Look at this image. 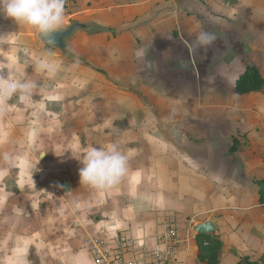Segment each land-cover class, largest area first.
<instances>
[{
    "label": "rangeland",
    "instance_id": "obj_1",
    "mask_svg": "<svg viewBox=\"0 0 264 264\" xmlns=\"http://www.w3.org/2000/svg\"><path fill=\"white\" fill-rule=\"evenodd\" d=\"M84 7L87 8V5ZM224 17L220 20L225 25L222 30H204L216 35L215 41L208 46L197 47L194 44L193 39L199 33L193 36L189 35V31L184 34L176 28L170 31L162 28L159 38L164 52L169 54L168 58L143 57L139 65H134L137 61L134 57L139 51L136 46L140 36L133 33L132 27L95 26L93 23L97 21L89 20V12L79 7L78 0L66 3V21L61 29L74 22L85 23L90 28L76 30L69 36L66 52L60 48H47L33 28L28 35L30 39L24 38L22 42L18 34L13 33L7 44L0 45V65L7 64L13 78L28 79L37 84L27 101L21 102L16 95L12 96L9 104L14 108L8 109L11 115L27 116L32 104L41 105L48 111L44 123H32L40 142L39 145L34 144L35 156L47 167L46 173L54 171L55 176L50 178L45 174L44 180L40 172L31 174L32 186L27 184L22 188L14 186L15 174H0L1 202L14 203L17 195L26 196L20 205L26 214L35 207L43 208L40 201L48 200L50 195L56 198L53 226L49 228L43 245L26 250L30 260H46L52 264L64 256L77 253L89 256L91 260L86 243L89 234L159 227L171 215L194 225L209 214L216 215V219L222 218L225 215L223 212L237 206L232 203L227 205L224 202L229 200L224 198L221 204L214 203L213 199L209 202V197L204 199L201 193L204 190H219V186L226 188L228 163L225 158L219 157L225 154L226 146H229L227 153L230 156L233 145L228 144L233 143L230 137L233 128L225 121L223 113L227 107L222 112L208 105L212 96L217 98L218 95L212 85L217 78L215 74L223 65L220 62L224 56L228 60L231 49L238 48L229 39L227 22L230 18L228 15ZM202 19L206 23H201L208 26L210 20L206 17ZM12 21L11 26L4 25ZM16 25L13 19L0 14V35H5L6 31L25 30ZM168 38L173 44L168 43ZM178 39L181 44L177 43ZM107 40L111 42L107 44ZM241 45L246 47L244 43ZM105 46L109 47L103 51ZM177 51L182 56L172 55ZM10 55L15 58L11 62L8 60ZM42 60L54 63L55 71L49 73L46 69H38L36 65ZM228 63L225 62L224 68ZM104 64L106 67H103ZM137 68H141L143 76L134 74ZM153 69L157 71L156 76L149 74ZM183 69H190V72L181 73ZM224 81L229 83L230 78ZM233 98L235 109L247 119L239 118L237 131L234 132L242 144L240 149L245 159L238 154L234 156V161L237 166L241 164L246 173L244 176L250 182L255 176H264V145L259 138L264 117L258 122L248 117L250 111L264 115V94L237 95ZM3 133H0L2 152L13 143L5 139L4 134L8 133ZM223 134L227 136L223 138ZM215 138L218 140L214 141ZM223 139L228 142L222 144ZM113 142L128 156L126 175L119 183L103 191L80 184L79 169L82 164L73 155L82 158L89 147L106 146ZM14 143L17 144L16 141ZM208 148L217 149V156L202 152ZM44 153L45 157H41ZM216 158L226 168L215 174L208 189L202 183L204 167ZM63 180H72L75 190L64 191ZM251 204L249 208L252 211L256 209L259 214L264 211V205L260 206L254 199ZM6 208L5 205L4 210ZM225 216L224 219L229 218ZM231 238L241 244L239 240L242 236L238 238L232 234L227 238L228 243ZM195 241L197 247L189 251L185 262L181 260L182 264L219 263L223 250L216 252L213 244L205 246L202 239ZM185 243L190 244L189 241ZM190 245L193 247L192 241ZM243 245L244 251L249 250L248 247L255 248L252 244ZM200 251L206 256L204 259L199 257ZM244 251L240 253L246 254ZM263 253L251 252L248 257L257 260Z\"/></svg>",
    "mask_w": 264,
    "mask_h": 264
},
{
    "label": "crops",
    "instance_id": "obj_2",
    "mask_svg": "<svg viewBox=\"0 0 264 264\" xmlns=\"http://www.w3.org/2000/svg\"><path fill=\"white\" fill-rule=\"evenodd\" d=\"M78 5L89 12V20L97 21V23H93L95 26L113 27L114 25H119L124 29L132 27L133 33L140 36V41L137 43L136 48H139V51L144 53L142 56L134 57V60H137L134 61V65H139V61L143 57L145 59L162 58L164 60L168 58L169 54L168 52H164L161 38H159L162 28H165V30L167 29L168 31L176 28L184 34H187L189 31L191 33L189 35L194 36L201 31L210 30V28L222 30V27L225 28V25H222L223 23L220 22V20L224 19V16H229L230 19L227 22L229 26V39L231 40V43L236 44V47L238 48L231 49V54L228 57V60L227 57L224 56L223 60L220 62V65L223 64L220 66L222 70L220 69L221 71H217L215 74L217 78L214 79L212 85L214 92H217L218 95H216L217 98L213 95L211 101L208 102V105H211L214 108H219L222 112L225 107H227V111H229V113H227V111L223 113L225 121L229 122L230 126L233 128V131L230 134L233 143H229L227 140L224 141L223 139L222 144L227 142L229 145L233 144L232 148H230L231 155L228 156L227 153V149L229 151V146L227 148V146L224 147L221 145L224 147L225 154H222L221 157H219L223 160L225 158L228 163L229 171L226 175V188L221 189V186H219V190L210 189L212 191L204 190V192L201 191V193L204 196V199L209 197V202L211 201L210 199H213L214 203L221 204V202H224V199H227L229 201L224 203H227V205L228 203H232L237 206H234L230 211H226V213L222 211L223 214L229 216L227 219H224L226 218L225 215H223L224 217L222 218L220 216L219 219H216V215L209 214L205 218L200 219V221L211 220L216 226V230L212 234L215 235L216 239L221 241L222 247L220 251L223 250L219 263L217 264H236L242 257L249 256L248 254L251 252L255 254H261V252H264V211L259 214L256 209L252 211L249 208L252 205L251 202L253 199L254 201H257L260 206L264 205V203L259 202V185L256 182V179L264 178V176H255L249 182L247 177L245 178L244 176L246 173H244L241 164L237 166L234 161V156L238 154L242 159H245L240 149L242 144L237 137H235L236 133L234 132L237 131L239 118L244 120L246 117L240 116L239 111L235 109L233 104L235 101L233 96L264 94L263 92L238 94L235 90L236 80L242 73H244L248 65L256 66L264 77V0H78ZM86 5L87 8L84 7ZM112 15L116 16L114 17ZM117 17H119L120 20H115ZM203 17L210 20L206 27L201 23L202 21L206 23V21L202 19ZM12 24L13 21L10 22V24L4 23L6 26H11ZM16 27L25 28V30L15 32L6 31L5 35L16 33L22 42H24V38L30 39L28 37L31 28L30 26L19 25L17 23ZM167 40L168 43L170 42L173 44V41H170L169 38ZM195 40L193 39V42ZM106 42L109 44L111 41L107 40ZM177 43L181 44L180 39H178ZM242 43L246 44V47H243L241 45ZM190 44H192V42ZM108 47L109 46H105L102 50L104 51ZM103 51H101V54L105 56ZM10 54L13 55V53ZM173 54L182 56L180 51L173 52L172 55ZM12 55L8 57L10 62L15 59ZM192 56H194V54ZM226 61H229V63L226 64L227 68H224ZM103 67H106V64H104ZM9 71L11 70L7 67V64L0 65V75L7 77ZM184 71L189 73L190 69H183L180 72L182 73ZM156 72L157 71L153 69L149 74L151 76H156ZM134 74L137 77L143 76L141 68H137ZM229 78V83H225L224 79H227L228 81ZM11 98L0 100V128L2 129L0 133H8H3L5 139L7 138L13 141L9 148L5 149L3 152L0 151V174H15L14 186L18 185L17 187H26L27 184L32 186L29 177L31 174L36 175L37 172H40L44 180L45 174L50 178H52V175L55 176L53 173V170L55 169L48 168V170L53 172L50 174L46 173L47 167L45 164L42 165L35 156L34 144L39 145L40 142H38L36 129H34L32 123H44L45 119L48 117V111L44 110L41 105L32 104L27 110V116L11 115L8 110L11 109V107L14 108L9 104ZM248 115V117L255 118L256 122L264 117L263 114L259 112L256 113V111H254V113L250 111ZM3 128L5 131H3ZM221 136L224 138L227 135L223 134ZM36 138L37 140L35 141ZM217 140L218 138L214 139V141ZM14 141H16L17 144H15ZM202 152L208 155L217 156L218 154V150L214 148L204 149ZM5 153L11 157L10 162L3 160V155ZM71 153H73V151L70 152V155H72ZM41 157H45V155L42 154ZM246 163H248V160ZM204 168L206 170L204 172L205 175L203 176L202 183L204 184V187L208 188V186L211 185L210 181L214 179L215 174L223 172L226 166L222 165L221 161L216 158L209 163V166ZM64 181L66 180H63L62 183ZM68 181L70 182L71 189L75 190L76 186L74 182L72 180ZM231 189H234V192H231ZM24 198H26V196L22 197L21 195H17L14 203L8 202V204H6V202H1L0 199V264H48L46 260H30L26 254V250L44 244V239L48 234V230L53 226L55 211L57 209L56 198L50 195L49 199L46 201L39 200L40 203L44 205L43 208L40 206L38 208L35 207L32 209L33 211L31 213L27 214L22 211L25 209L20 208V205H22V199ZM239 204H241V206ZM5 205L7 208L4 210ZM227 205H225V207H227ZM219 215H222V213H219ZM171 216L177 217L181 221L184 244L175 264H178L179 260L180 264H182L181 260L183 262L186 261L185 259L187 258L189 251L194 247H197L195 240L200 238L197 237L198 234L192 229L196 223L194 225L188 224L186 220L179 216ZM232 234L238 238H241L242 236V239L239 240L241 244L233 242L234 240L232 238L228 243L227 238ZM201 239L202 241L205 240L204 237ZM186 241H189L190 244L192 241L193 247L190 244L185 245ZM243 244H252L255 248L252 249L251 247H248L250 249L244 251L243 247L245 246ZM230 249L233 250V252ZM234 250H236V252H234ZM242 251L246 252V254L240 253ZM87 252L90 254L88 249ZM52 264L94 263L92 257L91 260H89V256L87 257L84 254L77 253L75 255L70 254L67 257L64 256L61 259L55 260Z\"/></svg>",
    "mask_w": 264,
    "mask_h": 264
},
{
    "label": "clouds",
    "instance_id": "obj_3",
    "mask_svg": "<svg viewBox=\"0 0 264 264\" xmlns=\"http://www.w3.org/2000/svg\"><path fill=\"white\" fill-rule=\"evenodd\" d=\"M66 3L67 0H0V14L13 19L19 25L30 26L47 45H54V34L66 21ZM10 37L11 35H0V45L7 44ZM215 39V33L201 31L194 44L197 47L208 46ZM143 54L140 51L136 53L138 57ZM49 55H51L50 52ZM36 67L52 73L56 66L48 60H42ZM36 88L37 84L34 81L13 78L11 71L7 77L0 75V100L16 95L19 101L24 102L31 97ZM73 156L82 164L79 169L80 184L88 185L96 190L110 189L119 183L128 171V156L115 142L106 146H91L82 158ZM3 160L10 162L11 157L5 153Z\"/></svg>",
    "mask_w": 264,
    "mask_h": 264
},
{
    "label": "built area",
    "instance_id": "obj_4",
    "mask_svg": "<svg viewBox=\"0 0 264 264\" xmlns=\"http://www.w3.org/2000/svg\"><path fill=\"white\" fill-rule=\"evenodd\" d=\"M259 138L264 145V122ZM86 243L94 264H175L184 238L181 221L169 216L159 227L126 228L106 234L95 232L89 234ZM203 243L211 245L207 240Z\"/></svg>",
    "mask_w": 264,
    "mask_h": 264
},
{
    "label": "trees",
    "instance_id": "obj_5",
    "mask_svg": "<svg viewBox=\"0 0 264 264\" xmlns=\"http://www.w3.org/2000/svg\"><path fill=\"white\" fill-rule=\"evenodd\" d=\"M235 90L238 94L263 92L264 91V77L261 74L260 70L254 65H248L244 73H242L236 80ZM256 182L259 185V194H260L259 202L264 203V178L256 179ZM197 237H199L200 239L204 237L205 240L209 241L211 244L215 246L216 252L220 251L222 247L221 241L216 239L214 234L208 235V236L197 235ZM199 257L201 259H204L206 256H204V253L200 251ZM211 261L212 260L210 259L208 260V262L210 263ZM236 264H264V255L259 257L257 260H252L248 256H244Z\"/></svg>",
    "mask_w": 264,
    "mask_h": 264
},
{
    "label": "water",
    "instance_id": "obj_6",
    "mask_svg": "<svg viewBox=\"0 0 264 264\" xmlns=\"http://www.w3.org/2000/svg\"><path fill=\"white\" fill-rule=\"evenodd\" d=\"M90 28L85 23L74 22L70 26L60 29L57 33L54 34L55 44L47 45V43L41 39L38 34V39L49 49L51 48H60L62 51H67L66 39L71 36L76 30ZM64 191H70L71 186L69 181H64L62 183ZM193 231L198 235H210L215 232L216 226L211 220L197 222L193 227Z\"/></svg>",
    "mask_w": 264,
    "mask_h": 264
}]
</instances>
